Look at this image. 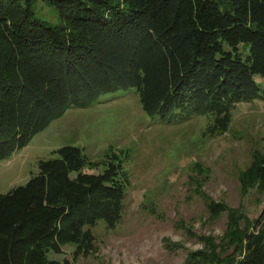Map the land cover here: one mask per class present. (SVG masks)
<instances>
[{"label": "trees", "instance_id": "1", "mask_svg": "<svg viewBox=\"0 0 264 264\" xmlns=\"http://www.w3.org/2000/svg\"><path fill=\"white\" fill-rule=\"evenodd\" d=\"M39 1L55 20L35 14ZM257 77L264 0H0V159L68 108L128 88L162 122L204 115L219 131L238 102L264 97ZM121 154L93 162L64 145L0 194V264H73L94 253L96 224L113 228L122 216ZM239 181L244 192H264V153ZM208 209L212 218L227 212L225 230L217 238L188 229L201 246L183 264H264V207L253 220L215 201Z\"/></svg>", "mask_w": 264, "mask_h": 264}, {"label": "rangeland", "instance_id": "2", "mask_svg": "<svg viewBox=\"0 0 264 264\" xmlns=\"http://www.w3.org/2000/svg\"><path fill=\"white\" fill-rule=\"evenodd\" d=\"M34 10L55 20L41 1ZM257 80L264 85V78ZM212 127L204 115L162 122L142 110L134 88L102 94L85 107L68 108L0 159V194L25 183L38 162L61 146L79 147L93 162L106 160L111 149L121 151L129 175L122 216L113 228L99 221L93 228L95 252L73 264H183L187 252L201 246L188 229L217 238L225 230L227 212L212 218L210 201L250 220L264 207V192H244L239 181L254 155L264 153V97L238 102L229 125L220 132ZM102 169L101 163L82 172ZM164 239L182 247L170 250Z\"/></svg>", "mask_w": 264, "mask_h": 264}]
</instances>
